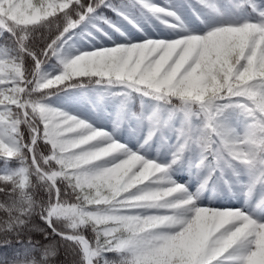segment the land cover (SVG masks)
<instances>
[{
    "label": "snow or ice",
    "instance_id": "snow-or-ice-1",
    "mask_svg": "<svg viewBox=\"0 0 264 264\" xmlns=\"http://www.w3.org/2000/svg\"><path fill=\"white\" fill-rule=\"evenodd\" d=\"M185 2L203 29L134 0L175 33L134 40L114 0H0V264H264V2ZM75 91L111 131L51 105Z\"/></svg>",
    "mask_w": 264,
    "mask_h": 264
},
{
    "label": "rangeland",
    "instance_id": "rangeland-1",
    "mask_svg": "<svg viewBox=\"0 0 264 264\" xmlns=\"http://www.w3.org/2000/svg\"><path fill=\"white\" fill-rule=\"evenodd\" d=\"M151 3L156 4L158 6L167 7L169 4L173 5V10L177 11L179 15H181L185 24L190 28L192 25L196 23H201L200 20L197 19L196 15H193L191 9L188 8L185 0H170L165 3L163 0H150ZM188 3L195 4V0H188ZM219 5L223 8L225 12H230V8L227 5V0H218ZM197 7V12L203 19H215L214 14H210L209 10L204 9L200 6ZM128 9H130L128 7ZM124 17L126 19L121 20V26L118 27L123 32H128L133 39H138L141 36V32L138 29H143L149 36L159 37V38H175V33H173L170 29H168L164 24H162L155 17L148 14L146 11L142 10V14L138 17L139 20H133V18L128 14L124 13ZM109 28H103L106 30ZM111 31V30H110ZM105 38L106 36L102 35L100 31H94L92 34L83 33L80 38L79 35H76L72 41L75 45V49H78L80 52L87 51L90 45L96 44L100 45V40H96L97 38ZM75 51V50H73ZM45 74H58L54 72V70L46 67L44 68ZM90 98L95 101L96 97L94 94H89ZM51 105L56 108H61L62 110L68 111L74 115H80L86 119H88L91 123L96 127L105 128L109 131L112 130L113 124L115 122L116 111L113 110V106L111 104L108 105L107 111L111 113V115H106L104 112H94L92 111V107L90 104L86 102L82 95L75 97H68L59 94L54 97L50 101ZM122 143H128L130 147L136 144L135 139L128 137L127 133L122 132L120 136ZM151 156H155L156 152H151ZM241 203L239 201L232 200L228 198L227 203ZM231 206V205H230Z\"/></svg>",
    "mask_w": 264,
    "mask_h": 264
},
{
    "label": "trees",
    "instance_id": "trees-1",
    "mask_svg": "<svg viewBox=\"0 0 264 264\" xmlns=\"http://www.w3.org/2000/svg\"><path fill=\"white\" fill-rule=\"evenodd\" d=\"M114 2L120 7V9H121V13H123V12H131L132 13V11H134L133 13V15H134V17L137 19V17H139L140 16V9L138 8V7H133L132 6V4H133V0H114ZM128 7L130 8V9H128ZM132 8V9H131ZM132 10V11H131ZM104 11V13H105V15L112 21V23H117V24H120L119 22H120V20L123 18L122 16H121V14H117L116 12H111V11H108L107 9H105V10H103ZM106 26L107 25H104L103 27L104 28H106ZM203 25H196L195 26V28L197 29L196 31H198L199 29H203ZM111 30H113L112 28H111ZM77 32L79 33L78 35H79V38H80V36H81V34L82 33H85V32H89V33H91V32H93V29L91 28V27H87V28H84L83 26H82V28L81 29H78L77 30ZM109 32V31H108ZM113 35L111 36L112 37V39L111 40H109V39H106V40H103L102 41V43H101V45L102 46H110L111 44H112V41L113 40H117V39H115L116 38V36L117 37H120L119 36V33H116V32H114V33H112ZM45 35H46V33H45ZM43 43V39H40V40H38L37 41V45L39 46L40 44H42ZM95 47V46H94ZM56 64V61L55 60H53V61H50L48 64H46V65H44V67H50L52 70H53V66ZM58 73V72H57ZM66 94H68L69 96H73V95H80L81 93H79L78 91H75V92H67ZM114 106V108H116L117 109V107L115 106V105H113ZM132 107H133V110L134 111H136V112H139L140 111V108H141V106H140V103H139V101L137 100L133 105H132ZM177 179H179V181L181 182V183H186V182H188L189 181V176L187 175V173H181L178 177H177ZM196 183H197V181L195 180V179H193ZM192 180V181H193ZM189 187H190V189L192 190V188H193V186H192V184H190L189 185ZM37 194L38 195H42V196H44L45 198H46V196H47V194L46 193H43V192H41L40 190H37ZM216 205H217V203H215ZM38 219V218H37ZM41 224H42V222H40ZM50 231V230H49ZM36 238L37 239H39L40 238V234H36ZM61 260H64L65 259V256L62 254L60 257H59ZM67 259H68V262H69V264H71V260L73 259L72 257H71V254L69 253V255H68V257H67Z\"/></svg>",
    "mask_w": 264,
    "mask_h": 264
}]
</instances>
